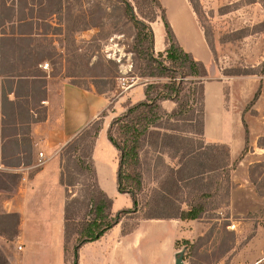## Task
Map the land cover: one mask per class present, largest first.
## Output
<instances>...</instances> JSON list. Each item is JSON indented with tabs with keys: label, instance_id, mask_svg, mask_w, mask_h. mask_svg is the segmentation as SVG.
Here are the masks:
<instances>
[{
	"label": "rangeland",
	"instance_id": "1",
	"mask_svg": "<svg viewBox=\"0 0 264 264\" xmlns=\"http://www.w3.org/2000/svg\"><path fill=\"white\" fill-rule=\"evenodd\" d=\"M165 1L171 9L176 6L171 19L179 30L177 20L184 4L181 0ZM190 1L200 10L199 14L194 10L196 31L183 28V38L178 40L185 49L199 45L197 33L202 34L212 55V60H202L208 72L204 83L222 81L225 85L219 127H224L231 139L244 136L247 141L236 157L231 156L230 181L223 172L221 190L210 193L208 200L217 207L209 206L203 217L189 226L154 221V226L147 227L150 240L145 245L136 251L121 247L129 257H123L124 264H172L181 250L185 264H264V0ZM140 6H144L142 0ZM130 19L125 4L117 0H0V264H60L61 259L63 264H73L75 234L66 243L62 218L36 225L32 222L42 235L37 236L35 230L30 236L25 231L28 223L15 211L17 206L23 208L24 190L42 166L38 165L39 152H46L33 132L48 119L56 122L62 117L63 91L68 83L94 93L91 104L97 105L98 111L90 123L98 121L100 133L124 111L123 102L144 98L146 84L154 79L139 76L142 71L137 66L141 63L131 52L137 29ZM152 27L164 38L160 17ZM164 49L163 43L162 49L155 51ZM201 56L207 57L205 52ZM183 95L185 119L175 121L174 127L183 136H194L193 123L186 118L198 106L195 86L187 85ZM216 97L213 92L209 100L214 102ZM163 106L168 111L178 108L173 102H163ZM238 115L240 120L235 119ZM61 148L54 159L59 165ZM99 150L100 158L115 162L116 170L114 146L102 140ZM160 155L164 162L152 149L141 154L143 189L138 195V211L119 222L120 237L133 233L146 216L159 212L152 200L167 166L177 163L166 151ZM102 169L110 173L106 166ZM81 187L71 189V199L80 196ZM186 203L183 206L188 208ZM132 205L129 195L119 196L113 212ZM87 213L79 211L75 221ZM27 247L34 257L25 262Z\"/></svg>",
	"mask_w": 264,
	"mask_h": 264
},
{
	"label": "trees",
	"instance_id": "2",
	"mask_svg": "<svg viewBox=\"0 0 264 264\" xmlns=\"http://www.w3.org/2000/svg\"><path fill=\"white\" fill-rule=\"evenodd\" d=\"M117 1L125 4L130 20L137 29L131 52L135 55V60L141 63L137 66L142 71L139 76L153 78L154 81L146 84L143 100L136 103L123 102L124 111L113 117L107 127V138L117 150V189L119 193L131 197V208H123L114 213L113 199L98 182L94 162V149L102 129L98 121L86 125L60 150V181L67 191L64 235L67 243L70 235L75 234L73 264H79V251L82 246L99 240L126 214L138 211V195L143 189L141 154L147 148L158 153L157 157L163 162L160 154L166 151L177 163L176 166H167L168 171L152 200L158 214L146 216V219H200L209 206L217 207L208 198L212 197V191L218 193L221 190L220 179L223 172L227 173V181H230V146L204 140L208 106L203 80L208 72L204 62L182 47L168 19L167 8L161 0H142L144 6H140V0H133L135 5L129 0ZM190 2L199 14L200 10ZM71 16L73 18V14ZM159 17L164 23L163 52L155 51V32L152 27V23L157 22ZM262 73L264 74V68ZM187 85L195 86L199 98L198 106L186 118L193 123L194 136H183L174 127L175 121L185 119L181 106L185 100L183 93ZM257 97L258 93L254 100ZM165 101L175 103L178 108L168 111L163 106ZM245 139L247 141V137ZM205 149L209 151L201 152ZM244 154L245 151L240 154V158ZM99 170L101 172V166ZM101 179L104 187L110 191L103 181L102 173ZM80 185V196L71 199L74 194L71 189ZM186 201L188 208L183 206ZM84 209L88 213L83 219L75 221V215Z\"/></svg>",
	"mask_w": 264,
	"mask_h": 264
},
{
	"label": "crops",
	"instance_id": "3",
	"mask_svg": "<svg viewBox=\"0 0 264 264\" xmlns=\"http://www.w3.org/2000/svg\"><path fill=\"white\" fill-rule=\"evenodd\" d=\"M181 1L184 4V9L183 13L177 20L180 28L178 30L171 19V11H174L176 6L171 9L170 7H168L165 0H161L162 4L167 8L168 19L178 39H181L180 37H182L181 30L183 28H190L196 31L195 25H197L195 12L193 7L190 5L189 0ZM197 39L199 41V45L197 44V46L194 45L191 47L187 46L185 49L193 53L197 59L200 58L199 60H203L206 62L212 60L211 52L200 32L197 33ZM163 43V34L155 31V49L161 50L163 47ZM201 52H205L207 56L205 59L201 56ZM224 86V82L222 81H210L204 83V95L206 97L207 94L208 101L205 116L206 128L204 129V137H208L206 142L227 143L230 146L231 156L236 157V155H238L244 148L245 139L244 136H240V138L236 140L231 139V134H229L228 131H225L224 127H222L221 129L219 127L222 118L221 104L224 100ZM213 92H215V94L217 95L216 98H213V101L216 104L209 100L210 98H212ZM93 95L94 93L92 91H87L73 84H66L63 91L62 117L56 122H51L48 119L40 125L42 128L34 129L33 137L35 138L37 144L42 145L46 150V152H43L46 161L44 162V164H42L41 168L34 174V176L30 178L28 183L29 189L24 190L25 192L23 194L22 202L23 208H21V206H17L18 208L15 210L19 214L21 220H24L28 223V227H26L25 230L27 232H25L27 235L30 234L31 236L35 232V230L37 236L42 235L39 228L34 229L35 226L32 222H35V225L44 221L50 222L56 220L58 216L64 220V198L66 188L60 181L61 165L57 164L54 159L56 151L63 145H65L74 135L81 131L96 117L98 110H96L97 108L95 106L97 105L91 104ZM143 97L145 98V93H143ZM144 98L141 97L140 99L143 100ZM235 117L234 118L236 120L237 118H239L240 120L239 115L238 117ZM226 126L229 127V125ZM102 140H105L107 143H111L107 138V128L100 133L96 141V146L94 149V162L100 187L108 194V196L113 199L114 207V203L119 196L123 195L125 197H128V194H121L117 189L116 170L118 167V157L116 156V170L114 169L115 162L110 163L100 158L99 149ZM100 166L101 172L99 170ZM104 166H106V168L110 170V173H107L108 171L106 172L104 169H102V167ZM101 173L103 181L109 187L110 191H108L102 184ZM24 179L26 180L27 177L25 176ZM164 220H169L170 222H181L182 225L185 226L191 225V223H193L194 221H183L179 219H146L133 233H124L122 237H120V224L118 223L113 229L107 232L99 240L89 242L80 248L79 264H124L123 257L125 256V259H129V257L127 255L126 249L125 254L121 252V247L126 246L128 250L136 251L139 247H142L148 242V240H150V236L147 232V227L154 226V223L156 222L162 223L164 222ZM18 245H22L24 249V245L22 243ZM24 257L25 262H28L30 258L34 257L33 252H31L29 247H27ZM174 258L176 259V256ZM175 259L173 260L172 264H175ZM59 263L63 264L62 259L61 261L59 260ZM129 264L136 263L131 261Z\"/></svg>",
	"mask_w": 264,
	"mask_h": 264
},
{
	"label": "water",
	"instance_id": "4",
	"mask_svg": "<svg viewBox=\"0 0 264 264\" xmlns=\"http://www.w3.org/2000/svg\"><path fill=\"white\" fill-rule=\"evenodd\" d=\"M175 264H185L184 261V251L181 250L177 253L176 259H175Z\"/></svg>",
	"mask_w": 264,
	"mask_h": 264
},
{
	"label": "built area",
	"instance_id": "5",
	"mask_svg": "<svg viewBox=\"0 0 264 264\" xmlns=\"http://www.w3.org/2000/svg\"><path fill=\"white\" fill-rule=\"evenodd\" d=\"M45 161H46V158H45L44 153H43V152H39V164H38V165H42V164H44ZM18 248H19L20 250L23 249L22 245H18Z\"/></svg>",
	"mask_w": 264,
	"mask_h": 264
}]
</instances>
